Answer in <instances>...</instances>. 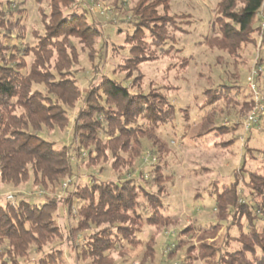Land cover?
I'll return each instance as SVG.
<instances>
[{"label": "trees", "instance_id": "trees-1", "mask_svg": "<svg viewBox=\"0 0 264 264\" xmlns=\"http://www.w3.org/2000/svg\"><path fill=\"white\" fill-rule=\"evenodd\" d=\"M27 1L20 0V7ZM48 1L52 10L50 20L55 24L45 23L46 34L34 47H23L24 38L15 35L13 30L3 28L6 23L0 22V182L15 189L31 184L53 190L66 178L74 176L70 146H57L43 139L41 133L45 129H66L70 123L69 109L73 110L77 103L81 106L73 126L74 140L79 142L83 153L86 151L89 160H92L93 153L99 159L109 150L116 158L114 167L124 153H132L131 159L140 157L142 139L157 140L156 133L160 127L172 124L177 116L176 106L168 96L150 97L134 92L132 85L123 86L105 76L98 78V66H93V79L85 93L73 78L58 80L50 74H43L54 52L59 57L55 67L59 76L63 75V66L69 67L77 59L76 54L68 55L62 48L70 44L68 48L73 51L71 42L64 46L70 39L78 38L92 46L100 35L85 12H75L80 7L77 0ZM169 1L140 0L139 6L130 10L136 22L133 23L134 32L128 35L126 42L142 41L145 32H148L153 45L166 44L169 39L167 25L173 20L166 19V16L159 18L157 6L165 5L168 9ZM20 11L23 9L18 8V13ZM262 11L264 0H219L214 20L217 32L214 37L206 39L205 44L231 57H238L244 46L253 45L255 35L262 36L264 46V26L259 25ZM21 18L19 15L16 22H8L15 28L21 27ZM136 53V47L132 45L125 60L128 63L135 61L137 70L145 56L135 58ZM32 55L34 60L28 72L26 59ZM263 61L260 60L257 66ZM239 89L240 86L236 88L238 94ZM230 91L233 88L222 89L221 94L225 98L217 94L206 107L214 109L220 101L231 99ZM250 98L244 105L250 106L251 112L255 102ZM83 105H86L87 112ZM164 107L168 108L167 112H164ZM214 116L208 111L203 118L212 123L211 128L193 138L195 146L202 150L228 133L227 126H215ZM233 126L237 132L240 122L235 120ZM247 134L250 135L244 145L248 150L244 153L242 166L249 168L241 179L246 183L248 194L243 197L239 189L241 179L235 180L236 172L231 175L235 181L225 183L219 191H209L215 195L214 205L218 212L214 229L226 225L227 233L221 246H202L206 253L202 258L204 264H264V167L250 168L251 165L247 164L248 160L257 159L251 155L248 146L252 135ZM92 143L95 145L91 147ZM157 167L161 170L151 168L145 173L152 177L154 187L160 185V175L167 176L162 166ZM143 173L138 179H144ZM118 179L94 178L92 184L82 189V197L80 192L75 194L85 203L81 206V219L76 232L84 231L89 235L88 241L75 246L77 257L90 260V264H114V253L131 259L143 250L145 257L154 260L155 254L161 253L157 247V234L177 222L164 215L162 197L157 196L161 186L148 192L133 180ZM213 183L219 187V180ZM59 205L54 197L40 204L30 203L24 198L13 203L0 197V264H63L62 250L43 254L47 244L62 238L54 218ZM140 210L146 212L142 217ZM145 226L156 229L146 244L139 238ZM234 229L236 235L230 233ZM183 233L185 231L179 233L180 240L173 242L176 247L165 251L167 262L174 260L178 251L187 247V244L183 245ZM190 249L187 248L186 263L183 264H194L191 259L195 258L189 255ZM32 255H37V258L31 259Z\"/></svg>", "mask_w": 264, "mask_h": 264}, {"label": "rangeland", "instance_id": "rangeland-1", "mask_svg": "<svg viewBox=\"0 0 264 264\" xmlns=\"http://www.w3.org/2000/svg\"><path fill=\"white\" fill-rule=\"evenodd\" d=\"M77 1L80 7L75 12L77 14L85 12L88 20L100 31V35L92 46L78 38L70 39L64 46L71 42L73 51L68 48L70 44L62 48L68 55L76 54L77 59L72 61L69 67L63 66L61 68L63 75L59 76L55 68L59 57L54 52L43 74H50L58 80L73 78L85 93L93 79V66H98L100 69L98 78L105 76L122 83L123 86L132 85L134 92L148 94L150 97L168 96L176 106V119L172 124L160 127L156 133L157 140L147 137L142 139L144 142L140 157L131 159L132 153H124L117 167H114L116 158L109 150H106L104 156L99 159L93 153L92 160H89L86 151L83 153L79 148V142L74 140L73 126L77 120L76 112L81 106V103H77L73 110L69 109L70 123L66 129H45L41 133L43 139L54 142L57 146H70L74 176L71 179L66 178L53 190L34 187L31 184L24 185L23 189L21 187L15 189L0 182V197L7 199L8 196H12L10 202L13 203L24 198L33 204H40L54 197L60 202L54 218L62 238L47 244L43 254L62 250L63 264H90V260L85 261L77 257L75 246L88 241L89 235L84 231L76 232L81 219V206L85 203L75 194L80 192L82 197L84 195L82 189L92 184L94 178L116 181L120 177L123 181L133 180L137 186L142 185L148 192H153L161 186L157 196L162 197L164 215L177 220L173 226L157 234V247L161 253L155 254L154 260L145 257L144 250L141 253L137 250L138 255L131 259L114 253L112 262L183 264L186 263L187 248H192L189 255L197 259L191 261H194V264H204L202 258L206 253L201 249L202 246L204 244L215 248L221 246L227 233L226 225L220 226L218 230L214 229L218 221V212L214 205L215 195H211L210 192L219 191L227 182L236 179L239 181L243 173L248 172L249 167L242 166V160L248 150L244 143L250 135L244 131V123L251 112L250 106L246 107L244 102L250 101L252 97L247 78L258 62L264 59L262 36L255 35L256 42L244 46L238 57H231L216 49L212 50L205 42L216 35L217 27L214 20L219 0H170L168 9L165 5L157 6L159 18L166 16V19L173 20L167 25L169 37L167 43L161 46L153 45L148 32H145L142 41L127 43L126 39L134 32L133 23L136 22L130 10L139 6L140 0ZM19 3L20 0H0V22L6 23L3 28L13 30L15 35L24 38L23 47L31 48L45 36V23L51 26L55 24L50 20L51 4L48 0H28L20 7ZM18 8H22L23 11L18 13ZM19 15L22 17L19 20L21 27L15 28L8 21L16 22ZM259 18L262 20L259 25L264 26V11L260 13ZM132 45H135L138 52L134 55L135 58L139 55L145 56L144 62L137 70L135 61L128 63L125 60L127 50ZM33 58L32 55L26 59L28 72ZM262 63L260 66L264 67V61ZM239 86L240 94L236 90ZM258 86L264 98V81L260 80ZM226 88H233V91H230L231 99L220 101L214 109L206 107L217 94L225 98L221 91ZM167 111L168 108L164 107V112ZM208 111L215 114L213 117L215 126H227L229 129L227 134L211 142L208 149L202 150L195 146L193 138L211 128L212 123L203 118ZM233 120L240 122L237 132L234 130ZM249 133L252 139L248 146L251 155L257 159L248 160L247 164L251 165L250 168L264 167V129ZM133 144L132 142V148ZM94 145L95 143L90 144L91 147ZM158 165L162 166L167 176L160 175V185L154 187L152 177L145 173L151 168L160 169ZM143 171L144 179L140 180L138 178ZM235 172L237 177L234 180L231 175ZM216 180H219V187L217 183H213ZM241 181L243 180H240L239 189L244 197L248 191L245 188L246 183ZM143 213L146 214L140 210L141 217ZM155 231V228L145 226L139 238L146 244ZM182 231H185L183 245L187 244V247L178 251L174 260L167 262L165 251L176 247L173 242L181 239L179 233ZM230 233L236 235L237 231L234 229ZM212 250L215 251L214 248ZM33 257L37 258V255H32L31 259Z\"/></svg>", "mask_w": 264, "mask_h": 264}, {"label": "built area", "instance_id": "built-area-1", "mask_svg": "<svg viewBox=\"0 0 264 264\" xmlns=\"http://www.w3.org/2000/svg\"><path fill=\"white\" fill-rule=\"evenodd\" d=\"M264 81V67L263 66H256L250 72L247 82L248 87L251 93V96L255 102V107L247 117L244 123V131H260L264 129V98L259 91V81ZM67 186V183L65 184ZM13 198L12 196H8L7 200L11 201Z\"/></svg>", "mask_w": 264, "mask_h": 264}]
</instances>
